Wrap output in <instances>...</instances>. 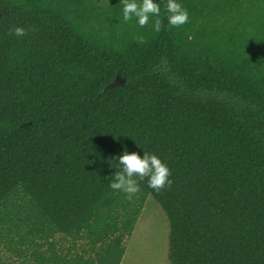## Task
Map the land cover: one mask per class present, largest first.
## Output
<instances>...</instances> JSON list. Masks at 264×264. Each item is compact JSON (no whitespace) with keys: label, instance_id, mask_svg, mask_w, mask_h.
<instances>
[{"label":"trees","instance_id":"16d2710c","mask_svg":"<svg viewBox=\"0 0 264 264\" xmlns=\"http://www.w3.org/2000/svg\"><path fill=\"white\" fill-rule=\"evenodd\" d=\"M153 2L159 32L122 0H0V264H120L148 195L170 264H264V0H177L179 28ZM125 151L172 186L115 192Z\"/></svg>","mask_w":264,"mask_h":264},{"label":"clouds","instance_id":"9594fccd","mask_svg":"<svg viewBox=\"0 0 264 264\" xmlns=\"http://www.w3.org/2000/svg\"><path fill=\"white\" fill-rule=\"evenodd\" d=\"M122 3L124 22H129L135 17L139 26L143 28L149 24L150 17H155V31L162 30L159 3H154L153 0H122ZM166 12L169 14L168 25L171 27L179 28L190 22L187 9L177 0H166ZM29 31L17 26L9 30V35L15 34L22 38L27 36ZM135 39L140 45L147 43L143 36H137ZM117 160L121 170L114 173V179L109 187L115 192H123L129 201L140 192V182L145 179L148 186L157 193L170 188L173 184V180L170 179L172 176L170 168L155 154L144 151L141 157L136 152L125 151Z\"/></svg>","mask_w":264,"mask_h":264},{"label":"rangeland","instance_id":"374dc122","mask_svg":"<svg viewBox=\"0 0 264 264\" xmlns=\"http://www.w3.org/2000/svg\"><path fill=\"white\" fill-rule=\"evenodd\" d=\"M168 235V218L156 200L148 195L136 227L130 238L126 240V251L121 264H170ZM152 237L153 239H150ZM55 239L57 244L66 250L69 245L68 239L62 235H56Z\"/></svg>","mask_w":264,"mask_h":264},{"label":"water","instance_id":"95a60500","mask_svg":"<svg viewBox=\"0 0 264 264\" xmlns=\"http://www.w3.org/2000/svg\"><path fill=\"white\" fill-rule=\"evenodd\" d=\"M123 79H120L119 75L117 76L116 80L114 81L113 84H122L123 83Z\"/></svg>","mask_w":264,"mask_h":264},{"label":"bare ground","instance_id":"6f19581e","mask_svg":"<svg viewBox=\"0 0 264 264\" xmlns=\"http://www.w3.org/2000/svg\"><path fill=\"white\" fill-rule=\"evenodd\" d=\"M155 232V231H154ZM152 234V233H151ZM153 235V234H152ZM153 237H155V235H153ZM153 237L152 238H150V239H153ZM145 238H147V237H145ZM147 239H149V238H147ZM146 241H148V240H146ZM159 241V240H158ZM147 243V242H146ZM149 243H150V241H149ZM153 243V242H152ZM144 244V243H143ZM142 244V245H143ZM156 244H158V243H156ZM147 245V244H146ZM144 246V245H143ZM145 247V246H144Z\"/></svg>","mask_w":264,"mask_h":264},{"label":"crops","instance_id":"0c3cea01","mask_svg":"<svg viewBox=\"0 0 264 264\" xmlns=\"http://www.w3.org/2000/svg\"><path fill=\"white\" fill-rule=\"evenodd\" d=\"M126 251V250H125ZM125 254V253H124ZM124 256V255H123ZM123 259V258H122ZM122 261V260H121ZM121 264V263H120Z\"/></svg>","mask_w":264,"mask_h":264}]
</instances>
